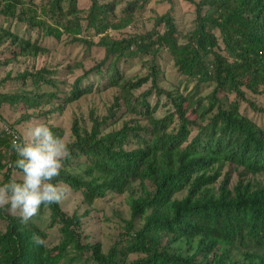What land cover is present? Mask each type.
<instances>
[{"label":"trees","instance_id":"16d2710c","mask_svg":"<svg viewBox=\"0 0 264 264\" xmlns=\"http://www.w3.org/2000/svg\"><path fill=\"white\" fill-rule=\"evenodd\" d=\"M149 1L91 0L84 14L78 0H0V56L10 55L0 65L48 52L42 37L104 48V57L66 88L48 66L19 72L15 92L2 90L10 73L0 80V184L20 172L4 125L20 134L16 123L63 111L102 85L117 90L107 114L92 110L90 128L74 119L70 155L53 182L80 191L89 206L128 193L131 209L125 232L105 252L83 232L88 209L68 214L61 202L42 205L22 223L19 214L0 208L6 224L0 264H264V107L248 95L264 94V0H186L195 7V24L186 33L171 9L156 15L150 30L110 33L130 25ZM163 50L184 76L172 88L160 85ZM138 57L147 71L128 74L123 64ZM206 86L212 88L205 93ZM243 102L261 122L241 110ZM5 103L25 109L15 124L2 115ZM161 107L169 108L159 116ZM46 210L48 227L58 225L60 232L53 246L35 221ZM138 219L143 223L136 227ZM36 237L45 243L36 244Z\"/></svg>","mask_w":264,"mask_h":264},{"label":"rangeland","instance_id":"374dc122","mask_svg":"<svg viewBox=\"0 0 264 264\" xmlns=\"http://www.w3.org/2000/svg\"><path fill=\"white\" fill-rule=\"evenodd\" d=\"M42 0H35V2L40 3ZM109 1V0H101ZM91 4V0H78L79 8L85 10ZM125 2L118 5L117 10L119 14L122 13V8ZM171 9L180 25V29L183 33L188 32L193 28L195 24V7L192 3L186 0H150L142 11L136 13L134 21L123 28L121 31L115 32L111 30L115 36H120L122 33H137L150 30L153 27L154 17L161 14L167 10ZM0 23H2V18L0 17ZM7 23H5L6 25ZM12 29H19L21 33L27 34L32 38H37L39 36L38 30L27 31L24 24H13ZM83 34H88L86 31ZM91 34V33H90ZM98 40V36L93 37ZM42 43L49 48L48 52L40 54L37 57L31 56H20L14 61L8 64L0 65V80L7 77L10 73L12 78L8 79L2 86V90L5 92H15L20 87V83L14 79L19 72L24 70H35L43 66H48L58 71V78L65 81V85L62 84V88H66L69 83H72L79 75L83 74L85 70L91 68L96 63H98L104 57V48L94 46L91 49H86L82 44H72L65 41V37L62 40H57L54 37H42ZM10 56L8 53L2 54L0 60ZM81 62L82 64L76 67V64ZM140 58H134L123 64V68L128 74H145L147 67L142 63ZM158 63L163 71L161 76L160 85L164 88H172L184 80V76L177 70L176 65L171 54L167 50H163L161 53ZM98 75L93 74L91 79H96ZM150 84H146L142 87L139 92L146 90ZM31 86H28L30 88ZM50 89V87H44ZM212 87H204V92H208ZM117 93L115 88L104 89L101 85L99 90L94 91L91 94L85 95L79 100L68 104L65 106L63 111L54 112L48 115L34 116L30 120H25L22 123H16V120L25 112L22 105L12 107L9 104H3L1 107L2 115L7 122L11 124L16 123V127L20 134L26 133L27 129L36 123H47L50 126L57 127L63 131V138L66 143H69L72 139V125L75 118L90 128L92 121L90 118V113L95 110L98 115H106L108 112V107L111 105L114 99V95ZM252 100H254L259 106L264 107V94L254 95L252 93L248 94ZM155 99L153 98V101ZM165 102V99H164ZM50 105L45 107L48 110ZM169 107H161L158 111V115L162 116ZM241 110L251 116L253 119L261 122L262 116L252 109V107L246 103H242ZM32 112V110H31ZM124 118H130V114L124 116ZM120 119L117 126L122 123ZM112 128V127H111ZM228 167H225L224 171ZM20 172L15 171L14 177L19 178ZM232 180L235 181L238 178V173L235 171L233 173ZM256 178H263V175H258ZM2 177H0L1 181ZM61 187L65 189L64 198L61 201L63 210L68 214H73L78 212L80 214L84 213L85 210H90V214L84 218L83 232L88 236V240L91 242H101L103 249L107 252L110 247L119 239L120 234L125 232V220L130 219L131 209L129 205V194H108L105 198L97 199L92 206H89L84 200V197L80 191H75L71 189L68 185L64 183H59ZM136 186H138L136 184ZM185 194L182 191L177 194V197L181 198ZM19 214L17 212H13ZM50 211L42 215L41 219H35V221L40 224V226L46 230L48 237L46 238L47 244L50 246L55 245L60 240V232L58 225L49 228L50 223ZM142 220H136V227L141 226ZM5 221L0 219V231L5 229ZM135 255H131L134 258Z\"/></svg>","mask_w":264,"mask_h":264},{"label":"clouds","instance_id":"9594fccd","mask_svg":"<svg viewBox=\"0 0 264 264\" xmlns=\"http://www.w3.org/2000/svg\"><path fill=\"white\" fill-rule=\"evenodd\" d=\"M11 148L16 155L13 165L21 175L0 184V208L18 211L21 222L27 223L42 205L59 204L64 198L65 189L53 181L60 175L70 149L63 136L47 123L31 125L12 140ZM35 243L45 241L36 237Z\"/></svg>","mask_w":264,"mask_h":264},{"label":"built area","instance_id":"2783aa9c","mask_svg":"<svg viewBox=\"0 0 264 264\" xmlns=\"http://www.w3.org/2000/svg\"><path fill=\"white\" fill-rule=\"evenodd\" d=\"M5 129L7 130L8 133H10L11 135H13V139L19 135L16 131H14L13 129H11L9 126L4 125Z\"/></svg>","mask_w":264,"mask_h":264}]
</instances>
